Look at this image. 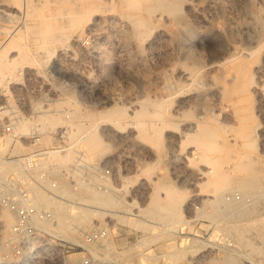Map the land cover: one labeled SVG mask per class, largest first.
<instances>
[{
  "label": "rangeland",
  "instance_id": "rangeland-1",
  "mask_svg": "<svg viewBox=\"0 0 264 264\" xmlns=\"http://www.w3.org/2000/svg\"><path fill=\"white\" fill-rule=\"evenodd\" d=\"M52 1L0 0V56L6 64L8 61L11 65L14 63V67L0 76V106L8 102L15 110L16 95L23 109L30 111L31 107L36 112L31 130L20 136L16 132L20 114L0 109V125L8 120L14 128L12 135L0 133V161H6L2 156L7 153L13 156L18 151L40 152V166L49 169L56 182L53 198L48 200L41 195L40 200L53 210L58 234L79 239L83 231L96 226L101 239L92 245L95 264H264V177L259 190L245 195L230 181L218 195L219 200H225L229 205L226 207L220 202V206L210 207L206 199L215 196L199 184L205 179L202 172L211 170L210 164H198L195 158L188 160L193 156V145L172 143L165 138L173 130L171 135L176 136L182 127L190 128L199 120L214 119L212 123L219 126L232 124L228 120L232 107L221 105L214 96L206 95L204 102L209 104L202 102L206 106L200 102L182 105L180 100L204 92L213 82L217 81L221 86L231 83L230 78L213 64L215 56L232 40L235 45L254 50L251 58L257 59L264 68V0H189L190 4L194 2L191 6L199 13L196 19L188 14L187 0H175L180 3L181 11L179 9L177 13L182 17L181 22L177 14L159 8L146 16L148 24L140 29L133 22L138 16H145L144 11L129 6L126 0H116L117 3L115 0ZM137 1L142 7L147 3V0ZM93 4L98 21L91 23L89 20L61 41H47L51 35L32 31L40 21L39 17L65 16L64 10L69 6L81 9ZM38 7H41L39 12ZM10 41H17L19 45L14 47ZM194 60L202 76L198 73L194 82L189 83L179 78L178 73L185 68L182 65L191 66ZM223 98L224 102L231 96L224 94ZM254 99L253 96L251 114L253 122L258 124L253 139L256 144L252 148H241L242 144L241 147L240 144H219L221 150L213 153L214 156L224 153L223 169L233 178L243 175L237 168L235 170L236 160L243 154L264 172V110ZM114 107H124L121 111L126 120L122 117L117 123L111 118L106 119ZM139 110L149 114L146 118L160 112L164 121L167 119L174 124L173 127L166 126L158 121V117H153L163 126L162 142L158 146L153 139L134 137L136 124L133 121L142 117L136 115L134 118ZM54 112L60 116L57 124L40 120L43 114ZM24 117L22 119L26 121L27 115ZM88 118L96 122L92 123ZM91 129L102 140L97 153L86 141V134ZM49 150L57 151V154L68 150L71 157L59 162L47 154ZM12 169L7 168L0 174L15 172ZM163 181L182 192L178 215L167 209L146 211L151 191H156ZM81 190L106 204L86 201L80 197ZM159 196L164 194L160 191ZM213 210L218 213L211 214ZM84 212L91 214L88 222L69 221L70 217Z\"/></svg>",
  "mask_w": 264,
  "mask_h": 264
},
{
  "label": "bare ground",
  "instance_id": "bare-ground-1",
  "mask_svg": "<svg viewBox=\"0 0 264 264\" xmlns=\"http://www.w3.org/2000/svg\"><path fill=\"white\" fill-rule=\"evenodd\" d=\"M13 1V0H12ZM18 1V0H17ZM20 1V0H19ZM26 1V0H25ZM54 1V0H53ZM52 1V2H53ZM77 1V0H76ZM118 1V0H117ZM128 2V5L139 9L142 8L144 11V15L142 16H138L137 19L133 22L134 26L137 29L140 28H144L145 26H147L148 18L146 16H150L151 14H153V12L156 9H163L165 12L167 13H175L177 14V18L178 21L181 22L182 17L178 15L177 12H179L180 9V3L175 1V0H147V3L145 6H141L139 1L137 0H126ZM188 3H186V8L188 9L187 11H189L188 14H190L191 16H193L195 19L198 17L199 13L194 9V7H192L191 5L194 3H189L190 1L187 0ZM221 1V0H220ZM28 2V0H27ZM40 2V1H39ZM38 2V3H39ZM42 2V1H41ZM47 1H45L44 3H46ZM80 2V1H79ZM116 2V0H115ZM223 2V1H222ZM2 3V2H1ZM26 3V2H25ZM35 3V2H34ZM33 3V4H34ZM49 3V2H48ZM47 3V4H48ZM117 3V2H116ZM119 3V2H118ZM123 4V3H122ZM116 5V4H115ZM124 5V4H123ZM125 6V5H124ZM185 6V5H184ZM5 7V6H4ZM28 7V6H27ZM34 7V6H33ZM36 7V6H35ZM70 7V6H69ZM64 10V13L66 14L65 16H55V17H51V18H45L43 16L42 19H40L38 21L39 23L37 24L36 27H34V30H32L33 32H37L38 34L41 35H51L49 36V38H46L47 41L51 40L53 42L55 41H61L64 39V37H68L71 35V33L78 29L79 27H81L83 24H85L86 22H88L89 20L91 21V23L95 22L97 19V14L93 13L96 9V6L91 5L90 8L85 7V8H77V7H72ZM103 8V6H101ZM119 7V6H118ZM12 8V7H11ZM10 8V9H11ZM26 8V7H25ZM39 8L41 10V7H38V12H39ZM37 10V8H34ZM60 9V8H59ZM121 9V8H120ZM124 9V8H123ZM9 10V9H8ZM27 10V8H26ZM30 10V9H29ZM56 10V9H54ZM125 10V9H124ZM1 11H4L3 9ZM28 11V10H27ZM61 11V10H60ZM181 11V9H180ZM140 12V11H139ZM12 13V12H11ZM10 13V14H11ZM106 13V12H105ZM160 13V12H159ZM9 13H7L8 15ZM51 14V13H50ZM53 14V13H52ZM57 14V13H56ZM125 14V13H123ZM166 14V13H165ZM47 15V14H46ZM108 15V14H107ZM15 16V14L13 15ZM38 16V15H37ZM163 16V15H162ZM113 17V16H112ZM116 17V16H115ZM114 17V18H115ZM25 18V17H24ZM156 18V17H155ZM163 18V17H162ZM18 20H20L19 18H17ZM135 19V18H134ZM114 20V19H113ZM126 20V19H125ZM169 20V19H168ZM96 21V22H97ZM112 21V20H111ZM128 22V21H127ZM156 22V21H155ZM158 22V21H157ZM168 22V21H167ZM183 22V21H182ZM20 23V22H18ZM90 23V22H89ZM88 23V24H89ZM101 22H98V24H100ZM121 23V22H120ZM185 23V22H184ZM24 24V23H23ZM86 24V26L88 25ZM159 24V23H158ZM163 24V23H162ZM34 25V24H33ZM91 25V24H90ZM160 25V24H159ZM26 26V25H25ZM24 26V28H25ZM85 26V27H86ZM99 26V25H98ZM164 26V25H163ZM218 26V25H217ZM220 26V25H219ZM5 27V26H3ZM92 27V26H90ZM177 27H179V25H177ZM21 28V27H20ZM130 28V27H129ZM151 28V27H150ZM166 28V27H165ZM180 28V27H179ZM185 28V27H184ZM2 30V28H0ZM30 29V28H29ZM146 29V28H145ZM189 29V28H188ZM226 29V28H225ZM0 30V31H1ZM31 30V29H30ZM92 30V29H91ZM100 30V29H99ZM143 30V29H142ZM22 31V30H21ZM24 31V30H23ZM27 31V30H26ZM85 31V30H84ZM162 31V30H161ZM171 31V30H170ZM188 31V30H187ZM230 31V30H229ZM111 32V31H110ZM131 32V31H130ZM129 32V33H130ZM186 32V31H185ZM232 32V31H231ZM32 33V32H31ZM172 34H174V32H171ZM182 33V32H181ZM132 34V33H131ZM161 34V33H160ZM177 34V32H176ZM232 34V33H231ZM128 35V34H127ZM163 35V32H162ZM175 35V34H174ZM5 36V35H4ZM102 36V35H101ZM164 36V35H163ZM230 36V33L229 35ZM9 37V35H8ZM12 37V36H11ZM242 37V36H241ZM245 37V36H243ZM42 38V37H41ZM151 38V37H150ZM234 38V37H233ZM232 38V39H233ZM236 38V37H235ZM8 39V38H6ZM113 39V38H112ZM140 39V38H139ZM158 39V38H157ZM42 40V39H41ZM248 40V37H247ZM5 41V38H4ZM229 41V40H228ZM43 42V41H42ZM163 42V41H162ZM242 42V41H241ZM254 42V41H252ZM8 43V41H7ZM50 43V42H49ZM17 41H10V45L16 47L17 46ZM72 44V43H71ZM127 44V43H126ZM236 44H238V42H236ZM2 45V44H1ZM19 45V44H18ZM46 45V44H45ZM44 45V46H45ZM241 45V44H240ZM251 45V44H250ZM248 45V46H250ZM47 46V45H46ZM61 46V45H60ZM242 47L235 45V41L233 42V40L229 43H227V46L224 48V50H222L220 53H218L215 58L216 60L214 61L213 66L218 67V69H220L223 73V75L228 76L230 78L231 83L230 84H225L223 83L221 86V84L218 83H211L210 85L207 86L206 90L204 89V92L201 91L197 94H192V96L189 95V97L187 98H183L182 100H180V103H182V105L184 103H188L189 104L191 102H200V103H205L204 100H207V94H209L210 96H214V98H218L217 102H220L221 105H230L232 107V112L230 113V118L228 120L232 121V124H224V125H217L216 122L215 124H213V121H206L202 122V120L196 121L194 123V125L190 128L182 127V130L179 131V133L175 136H172L171 133L174 132H169L170 134H166L165 138H167V141L170 140L172 141H178L179 143L182 144H191L194 146V150L191 152L193 154L192 157H189L188 160H192L193 158H195L197 160V163L201 162L203 165L206 164H210L211 170H207L204 171L202 173H204L203 175L205 176V179L202 181L200 178V182L199 184L210 190L211 193L214 194L215 198L214 199H206V201H208V204L210 205V207H214L215 205H219V203L221 202V204L223 203V205H229V202L222 200V199H218V195H220L219 193L227 186V184L230 183V181L233 182V186L238 188V191L240 193H242L243 195L247 194V193H252L253 191L259 190V188L262 187V179L264 177V172H261L262 170H260V168L257 166L256 162L251 161L249 159H247V155H240L239 158H237L236 163H235V170L237 168L238 172L240 171L241 173H243V175H241V177L236 178V177H232L230 175V173H227L226 170H224L223 168V163L224 160L226 159V157L224 156H214L213 153L215 151H218L219 149L221 150L222 146L219 144H241L243 145L244 148L245 147H250L252 148L253 145V139H254V135H255V131L256 128L258 126V124L254 123L253 121V114H251L252 111V97L254 96L256 101H257V105L258 107L263 108L264 110V68L263 65L257 61V59L251 58L253 56L254 50L247 48V47H243V45H241ZM263 46V45H262ZM64 47V46H63ZM261 47V46H260ZM3 48V47H2ZM259 48V46L257 47ZM169 49V48H168ZM215 49V48H214ZM55 50V49H54ZM213 50V49H211ZM1 51V50H0ZM121 51V50H120ZM169 51V50H168ZM214 51V50H213ZM261 50H259V53ZM192 52V51H191ZM210 52V51H209ZM212 52V51H211ZM258 52V51H257ZM196 53V52H195ZM214 53V52H212ZM60 54V53H59ZM62 54V53H61ZM194 54V53H193ZM199 54V52H198ZM197 55L201 57V55ZM124 55V54H123ZM187 55V54H186ZM262 55V54H259ZM24 59H27V56L25 54L22 55ZM195 54L193 55L194 58ZM61 57V56H60ZM187 57V56H186ZM190 57V56H189ZM199 57V58H200ZM204 57V56H203ZM208 57V56H207ZM264 56H262L263 58ZM191 58V57H190ZM202 58V57H201ZM212 58V56H211ZM214 58V59H215ZM195 59V58H194ZM205 59V58H203ZM29 60V58H28ZM198 60V59H197ZM202 60V59H201ZM211 60V59H210ZM258 60H260L258 58ZM262 61V59L260 60ZM62 63V62H61ZM99 63V62H98ZM188 64V62H186ZM182 64V63H181ZM197 62L194 60V64L190 65L191 66H184L182 65V68L180 70V73H178L180 75L179 78L184 79V81H189V83L194 82V80L196 79L198 73L201 75L202 73L199 72L198 66H197ZM14 65V63L11 65L8 61V64H6L3 59L2 56H0V76L1 74L9 69L12 68V66ZM60 65V64H59ZM22 66V65H21ZM61 66V65H60ZM59 66V67H60ZM14 67V66H13ZM56 67V66H55ZM58 67V68H59ZM64 67V66H63ZM60 69V68H59ZM29 70V69H28ZM62 70V69H61ZM216 71V69H214ZM202 71V69H201ZM212 72V70L210 71ZM209 72V73H210ZM5 74V72H4ZM177 74V75H178ZM219 74V73H218ZM35 75V74H34ZM69 75V74H68ZM199 76V75H198ZM202 76V75H201ZM209 76V75H208ZM255 77V79H254ZM7 78H9V76L7 75ZM18 78V77H17ZM217 78V77H216ZM221 78V77H220ZM6 79V78H5ZM199 79V77H198ZM197 79V80H198ZM201 79V78H200ZM38 80V79H37ZM13 81V80H12ZM16 81V80H15ZM18 81V80H17ZM16 81V83H17ZM209 81V80H208ZM228 81V82H230ZM29 82V81H28ZM31 82V81H30ZM201 82V80L199 81ZM203 82V81H202ZM223 82V80L221 81ZM219 82V83H221ZM1 83V80H0ZM6 83H9V81ZM39 83V82H38ZM178 83V81H177ZM184 83V82H183ZM200 84V83H199ZM209 84V83H208ZM1 85V84H0ZM5 85V84H4ZM188 85V84H187ZM198 85V84H197ZM201 85V84H200ZM206 85V84H205ZM195 86V84H194ZM7 87V86H6ZM9 87V86H8ZM7 87V88H8ZM184 87V86H181ZM204 87V86H203ZM6 89V88H5ZM22 90V89H21ZM181 90V88H180ZM180 90H178L177 92H179ZM185 90V89H184ZM187 90V89H186ZM202 90V89H201ZM184 92V91H183ZM190 92V90H189ZM194 92V90H193ZM8 93V92H7ZM6 93V94H7ZM186 94V93H184ZM188 94V93H187ZM225 94L228 96H231L230 99H226L223 102L224 98L223 95ZM181 95V94H180ZM221 95V97H220ZM186 96V95H185ZM220 97V99H219ZM210 98V97H209ZM181 99V98H180ZM254 99V100H255ZM165 100V99H164ZM215 100V99H214ZM213 100V101H214ZM212 101V99H211ZM165 103V102H164ZM192 103V104H194ZM195 103V104H196ZM202 103V104H203ZM208 103V101L206 102ZM205 103V104H206ZM213 103V102H212ZM203 104V105H205ZM209 104V103H208ZM218 104V103H217ZM166 105V104H165ZM177 105V104H176ZM179 105V103H178ZM198 105V104H197ZM181 106V104H180ZM202 106V105H201ZM206 106V105H205ZM214 107V103L212 105ZM218 106H220L218 104ZM254 106V105H253ZM256 106V105H255ZM166 107V106H165ZM177 107V106H176ZM179 107V106H178ZM183 107V106H182ZM193 107V106H190ZM195 107V106H194ZM208 107V106H207ZM211 107V106H210ZM217 109V106H215ZM257 107V106H256ZM257 107V108H258ZM124 108V107H122ZM121 108V109H122ZM181 108V107H180ZM179 108V109H180ZM185 108V107H184ZM219 108V107H218ZM228 108V107H227ZM109 109V108H108ZM121 109L118 108H113L111 109V111L113 110L111 116H107L106 119H113L114 122L117 121V123H119L120 121H122V117L125 119V115L123 116V110L121 111ZM209 109V107H208ZM259 109V108H258ZM167 110V109H166ZM205 110V109H204ZM210 110V109H209ZM220 110V108H219ZM45 111V110H44ZM212 111V108H211ZM218 111V109L216 110ZM227 111V110H226ZM254 111V110H253ZM261 111V110H260ZM6 112V111H5ZM255 112V111H254ZM10 113V112H9ZM168 113V111H167ZM171 112H169L170 114ZM201 113V110H200ZM199 113V114H200ZM210 113V111H209ZM227 113V112H225ZM260 113V112H259ZM262 113V112H261ZM77 114V112H76ZM92 114V113H91ZM177 114V112H176ZM181 114V113H180ZM211 114V113H210ZM216 116H218L216 113H214ZM221 114V113H220ZM228 114V113H227ZM264 113H262L263 115ZM94 115V114H92ZM98 115V114H97ZM137 116H142L141 118L137 119V122L134 120H132L135 124H136V130L134 132V137L137 139H142V140H149V139H153V141L155 142V144L158 146L161 142H162V132H163V126L158 124L157 121L154 119L158 117V121L159 122H163L166 126H170L173 127V123H171V121H164L163 118H161V116L163 115L160 112H154L153 114H150L151 118H146L145 115H149L147 114L144 110H139L135 113L134 118H136ZM167 115V114H165ZM204 115V114H203ZM222 115V114H221ZM91 116V115H90ZM171 116V114H170ZM173 116V115H172ZM177 116V115H176ZM175 116V117H176ZM205 116V115H204ZM229 116V115H228ZM131 117V115H130ZM154 117V118H153ZM212 117V115H211ZM214 117V115H213ZM219 117V116H218ZM257 117V116H256ZM40 120L49 123L50 125H54L57 124L60 121V116L58 113L54 112V113H45L42 116H40ZM91 118H93L91 116ZM132 118V117H131ZM138 118V117H137ZM176 118H179L178 116ZM201 118V117H199ZM203 118V117H202ZM259 118V117H258ZM89 119V118H88ZM95 119V117H94ZM204 119V118H203ZM207 119V117H206ZM226 119V118H225ZM262 119V118H261ZM103 120V119H102ZM126 120V119H125ZM177 120V119H176ZM216 120V119H215ZM263 120V119H262ZM90 121V119H89ZM110 121V120H109ZM108 121V122H109ZM124 121V120H123ZM258 121V120H257ZM260 121V120H259ZM258 121V122H259ZM92 122V120L90 121ZM96 122L93 121L92 123ZM112 122V121H110ZM132 122V123H133ZM222 122V121H221ZM264 122V121H263ZM123 123V122H122ZM162 123V124H163ZM227 123V122H226ZM16 124V123H15ZM97 124V123H95ZM186 124V123H185ZM94 125V124H93ZM116 125V123H115ZM95 126V125H94ZM117 126V125H116ZM115 126V127H116ZM120 126L116 127L119 128ZM134 127V128H135ZM92 128V127H91ZM94 128V127H93ZM16 129V128H15ZM31 130V123L24 121L20 119V125L19 127L16 129V132L20 134V136L25 135L28 130ZM165 129V128H164ZM169 129V128H167ZM95 130V129H94ZM121 130V128H120ZM130 131V130H129ZM169 131V130H168ZM172 131V130H171ZM176 131V130H175ZM121 132V131H120ZM167 132V131H165ZM132 134V133H131ZM165 134V133H164ZM163 134V135H164ZM175 134V133H174ZM264 134V133H263ZM87 144L91 145V149L93 150V152H96L97 149H99V147L101 146L100 144H102V140H100V136L96 133L93 132V129L89 130L87 132ZM258 135V134H257ZM257 137V136H256ZM264 137V135H263ZM133 138V136H132ZM258 138V137H257ZM256 140V138H255ZM254 140V141H255ZM85 141V142H86ZM139 141V140H138ZM169 141V142H170ZM256 142V141H255ZM104 143V142H103ZM142 143V142H141ZM171 143V142H170ZM175 143V142H174ZM100 145V146H99ZM178 145V144H177ZM180 145V144H179ZM22 146V145H21ZM25 146V145H23ZM27 146V145H26ZM176 146V145H175ZM192 146V147H193ZM229 146V145H228ZM7 147V146H6ZM183 147V146H182ZM25 148V147H24ZM175 148V147H174ZM6 149V148H4ZM17 149V148H16ZM27 150V149H26ZM101 150V149H100ZM174 149H172L173 151ZM180 150V149H179ZM178 150V151H179ZM226 150V147H225ZM176 151V150H175ZM237 151V150H236ZM19 152V151H18ZM181 152V151H179ZM97 153V152H96ZM101 153V151L99 152V154ZM104 153V152H103ZM178 153V152H177ZM243 153V152H242ZM1 154V151H0ZM47 154L49 156H51L53 159H56L59 162H64L65 160H67L69 157H71V153L68 152V150L65 151V153L63 154H57V151L54 150H49L47 151ZM181 154V153H180ZM190 154V153H189ZM238 154V153H237ZM248 154V153H247ZM102 155V154H101ZM188 155V153H187ZM239 155V154H238ZM185 156V155H184ZM182 156V157H184ZM235 157V156H234ZM180 158V157H179ZM186 158V157H185ZM232 158V155H231ZM259 158V157H258ZM175 159V158H174ZM253 159V158H251ZM257 159V158H255ZM72 160V159H71ZM187 160V161H188ZM184 161V160H183ZM186 161V160H185ZM186 161V162H187ZM14 161H0V171H7V168H12L15 169V167H17V165L15 163H13ZM67 162V161H66ZM65 162V163H66ZM232 162V161H231ZM260 162V161H259ZM198 163V164H199ZM191 164V163H190ZM261 164V163H260ZM190 167V166H189ZM206 167V166H205ZM197 168V167H196ZM263 169V168H262ZM186 172V171H185ZM239 172V173H240ZM201 173V174H202ZM240 175V174H239ZM115 176V175H114ZM197 178V177H196ZM198 179V180H199ZM194 180V178H193ZM197 180V179H196ZM264 180V179H263ZM195 181V180H194ZM126 185V184H125ZM125 187V186H124ZM123 187V188H124ZM84 189V188H83ZM228 189V188H227ZM85 190H87L85 188ZM229 190V189H228ZM231 190V189H230ZM162 192L164 194L163 197L159 196V192ZM81 192V198H84L86 201H94V202H103L102 200H100L97 197H89V194H86L85 191H80ZM92 193V192H91ZM90 193V194H91ZM79 194V193H78ZM94 194V193H93ZM95 195V194H94ZM97 195V194H96ZM182 192L176 191L171 185L167 184L165 181L161 182L157 188L156 191H151L149 197H148V204L149 206L147 207V212H154L155 210L158 209H167V211H170L171 214H175L178 215L179 213V208H178V201L180 198H182ZM222 197V196H221ZM108 198V200H110L109 197H106V199ZM93 199V200H92ZM195 199H197V197L195 196ZM106 202V201H105ZM103 202V204L105 205L106 203ZM202 203V201H201ZM203 203H205L203 201ZM181 204V203H180ZM189 204V203H188ZM207 204V205H208ZM204 205V204H203ZM220 206V205H219ZM226 206V207H227ZM61 211V212H60ZM58 215L60 217V214L62 213V209L59 207L58 208ZM218 210H213L211 212V214H217ZM91 214L90 212H84L83 214H75L74 216L70 217L69 221L71 223H86L88 222V219L90 218ZM5 219H7V215H4ZM61 218V217H60ZM63 231V230H62ZM57 264V263H56Z\"/></svg>",
  "mask_w": 264,
  "mask_h": 264
},
{
  "label": "built area",
  "instance_id": "built-area-1",
  "mask_svg": "<svg viewBox=\"0 0 264 264\" xmlns=\"http://www.w3.org/2000/svg\"><path fill=\"white\" fill-rule=\"evenodd\" d=\"M18 99L15 95V110L8 102L0 109L20 114L21 120L27 115L26 121L33 124L36 112L23 109ZM13 132L11 121L0 125V133ZM17 153L2 156L17 167L12 169L15 172L0 174V264H95L92 245L100 242L101 232L92 226L79 239L59 235L53 210L40 200L41 195L49 200L55 194L51 171L40 166L38 150Z\"/></svg>",
  "mask_w": 264,
  "mask_h": 264
}]
</instances>
